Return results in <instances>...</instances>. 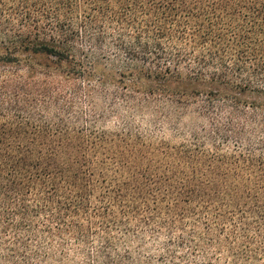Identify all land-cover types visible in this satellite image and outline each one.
Masks as SVG:
<instances>
[{"label":"trees","instance_id":"trees-1","mask_svg":"<svg viewBox=\"0 0 264 264\" xmlns=\"http://www.w3.org/2000/svg\"><path fill=\"white\" fill-rule=\"evenodd\" d=\"M0 264H264V0H0Z\"/></svg>","mask_w":264,"mask_h":264},{"label":"rangeland","instance_id":"rangeland-1","mask_svg":"<svg viewBox=\"0 0 264 264\" xmlns=\"http://www.w3.org/2000/svg\"><path fill=\"white\" fill-rule=\"evenodd\" d=\"M190 122V117L186 118L184 123H189ZM116 127H118L117 123L115 121L111 122L109 125H107V128L109 129H115ZM165 137L168 139V140H171L172 139V135L171 133L168 131L166 134H165ZM172 143H177L179 141L177 140H171Z\"/></svg>","mask_w":264,"mask_h":264}]
</instances>
